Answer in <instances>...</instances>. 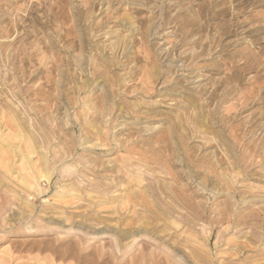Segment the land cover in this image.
<instances>
[{
  "label": "rangeland",
  "instance_id": "374dc122",
  "mask_svg": "<svg viewBox=\"0 0 264 264\" xmlns=\"http://www.w3.org/2000/svg\"><path fill=\"white\" fill-rule=\"evenodd\" d=\"M0 264H264V0H0Z\"/></svg>",
  "mask_w": 264,
  "mask_h": 264
},
{
  "label": "bare ground",
  "instance_id": "6f19581e",
  "mask_svg": "<svg viewBox=\"0 0 264 264\" xmlns=\"http://www.w3.org/2000/svg\"><path fill=\"white\" fill-rule=\"evenodd\" d=\"M36 150V149H35ZM37 153V152H36Z\"/></svg>",
  "mask_w": 264,
  "mask_h": 264
}]
</instances>
